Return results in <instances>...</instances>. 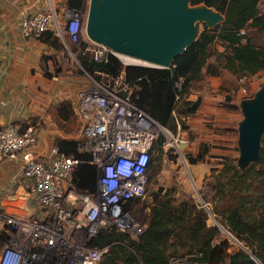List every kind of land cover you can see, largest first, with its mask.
Segmentation results:
<instances>
[{
	"label": "built area",
	"instance_id": "obj_1",
	"mask_svg": "<svg viewBox=\"0 0 264 264\" xmlns=\"http://www.w3.org/2000/svg\"><path fill=\"white\" fill-rule=\"evenodd\" d=\"M48 1L46 9L25 17L23 36L39 37L51 29L64 44L68 36L77 43L84 32L89 4L84 22L81 9L66 2L59 8L55 0ZM87 36V49L93 58L107 62L115 50ZM81 67L87 78L73 104L80 131L75 139L77 150L85 156L66 154L54 145L47 159H24L21 177H12L22 191L0 205V234L8 233L0 247V264H100L111 244L92 246L89 240L101 229L116 226L135 236L148 226L146 220L138 219L125 207V201L147 194L154 142L164 145L171 140L177 152L181 150L178 141L186 142L185 138L174 139L168 126L134 101L137 85L127 79L125 69L105 80ZM248 77L244 75L240 81ZM39 127L40 123L31 118L0 125V160L17 157L35 144ZM82 163L95 167L85 190L73 181V173ZM202 203L223 235L242 247V242L215 218L208 203ZM252 256L257 264H263ZM185 263L186 257L175 256L167 264Z\"/></svg>",
	"mask_w": 264,
	"mask_h": 264
},
{
	"label": "trees",
	"instance_id": "obj_2",
	"mask_svg": "<svg viewBox=\"0 0 264 264\" xmlns=\"http://www.w3.org/2000/svg\"><path fill=\"white\" fill-rule=\"evenodd\" d=\"M261 2L189 0L190 5L205 4L219 11L223 19L214 26L204 23L197 38L182 53L175 55L170 67L125 65L113 54L107 62L97 61L87 49L86 41L81 42L80 62L90 73L105 80L125 69L127 79L137 85L134 101L162 124L170 126L174 113L189 115L193 101L187 96L193 83L203 80L205 75L231 70L240 78L254 76L264 69V45L252 34L254 29L264 28ZM87 3L88 0L66 1L69 7L81 10L87 8ZM37 38L54 48H60L63 43L51 29L43 31ZM67 40L75 43L69 36ZM217 42L222 49L216 50L215 62H209L210 49ZM98 71L106 74L101 75ZM178 81L184 86L181 92L177 89ZM224 104L235 107L232 103ZM47 113L65 133H72L79 126L74 104L68 100L51 103ZM171 126L177 129L175 123ZM182 126L187 128L188 124L182 121ZM56 144L66 154L85 156L78 153L76 140L59 138ZM208 151V144L203 143L199 154L191 161L205 160ZM236 160L224 155L219 161L222 167L218 171L212 169L214 193L210 198L213 204L210 210L242 242V247L224 236L214 221L208 222V210L193 197L175 201L157 192L145 218L148 226L141 234L133 236L112 226L101 229L89 240L92 246L111 244L100 264H167L175 256L186 257L188 263L257 264L252 255L264 264V135L257 160L246 167H240ZM94 175L95 167L82 163L74 171L73 181L79 189L85 190L89 184L87 179ZM139 199L125 201V207L136 217L135 203ZM7 236V231L0 234V247Z\"/></svg>",
	"mask_w": 264,
	"mask_h": 264
},
{
	"label": "crops",
	"instance_id": "obj_3",
	"mask_svg": "<svg viewBox=\"0 0 264 264\" xmlns=\"http://www.w3.org/2000/svg\"><path fill=\"white\" fill-rule=\"evenodd\" d=\"M56 1L58 4L62 2V0ZM48 4V0H0V125L10 121L40 119L42 113L47 115L41 129L39 127L38 140L35 144L27 146L17 157H6L0 160V205L15 192L22 191L18 187L19 182L14 181L12 177L14 175L21 177L19 174L25 158L47 159L50 157L51 148L57 145L56 137L69 139L60 134L55 127L47 113L48 108L51 103L57 101L56 95L61 99V93L67 88L72 91L78 89V93L85 83L83 78H79L78 81L74 80L68 85H61L59 77L46 76L43 69L45 63L41 61L43 52L46 53V50L44 51L46 44L37 37H24L22 34V23L25 17L46 9ZM252 34L259 36L262 39L260 44L264 45V28L254 29ZM219 49L221 50L222 46ZM215 60L216 56L209 57V62H215ZM261 72H264V69ZM205 78L204 82L210 90L200 91L198 96L190 97L193 102L189 107L188 128L185 132L197 133L199 136L196 138L198 141L191 147H187V150L192 148L195 153L196 149L201 148L200 145L203 142L209 146L208 153L211 154V159L220 160L222 155L231 156L233 148L228 146H232L233 143H236L234 147L239 146V137L238 139L231 137L234 141L229 142L230 137H223L216 133L215 125H219L223 119L229 120L226 117L231 115L230 109L233 107L224 105L230 102L229 95L224 96L214 90H219L220 85L230 88L228 82L232 79L231 84L236 82L237 76L231 70H224L218 75H206ZM198 111L201 116L195 115ZM213 114H215L214 123L207 122L208 118L205 116ZM214 163L213 167L216 166ZM204 165L210 164L207 160L193 163L194 172L201 177L208 174L210 169L203 170ZM208 222L211 223L209 219Z\"/></svg>",
	"mask_w": 264,
	"mask_h": 264
},
{
	"label": "rangeland",
	"instance_id": "obj_4",
	"mask_svg": "<svg viewBox=\"0 0 264 264\" xmlns=\"http://www.w3.org/2000/svg\"><path fill=\"white\" fill-rule=\"evenodd\" d=\"M67 0H62L60 4L55 2L56 5H58L59 8L63 6V3H65ZM103 0H98L97 4L100 5ZM90 0H88L87 7ZM189 8L197 9L202 8V4L198 5H190L189 1L186 3ZM97 5V6H98ZM261 11L264 12V0L260 3ZM211 11H214L212 9ZM87 12V8L85 10H82V19L84 18L85 22V15ZM205 12H202V15L196 19L195 24L192 26V30H194L195 35L197 36L199 32L203 28V22L204 19L209 20V16L204 14ZM203 18V19H202ZM86 24V22H85ZM84 24V32L80 36V40H78L77 43H70L67 41L66 44L62 43V46L60 48H54L51 46L46 45L44 47V51L46 50V53L43 52L41 61L45 63L43 66V69L45 70L46 76H56L59 77V81L61 85L65 84L68 85L69 82H74V80L78 81V79H82L85 82L86 80V74L85 71L81 67L80 62V55H81V42L85 41V39L88 38L85 26ZM194 34V33H193ZM259 39L261 43V38L259 36H255ZM220 47L219 43H214L213 46L210 49L211 55L216 56V50ZM123 64H137V65H144V66H151L149 64L137 61L133 58H122L119 57L118 54H115ZM134 60V61H133ZM126 62V63H125ZM133 62V63H132ZM92 74V73H91ZM94 75V74H92ZM206 77V75H205ZM203 78V80L193 83L190 93L187 96V99H190V97H195L196 95H199L200 91H204L207 89V84H205L204 80L206 78ZM233 80V79H232ZM232 80L228 82V84L231 86H228L230 88H226L222 85H220L219 90L213 89L215 92H219V94H224L230 96V102L235 104V107L231 108V115L226 117L229 120L223 119L219 125H215L216 133L223 136V137H230L229 142L234 141L233 139H238L240 135L239 126L240 122L245 119V114L242 110V101L246 100H252L256 94L261 89L262 85L264 84V72H261L259 74H256L252 77H248L245 81H240V78L237 77L236 82L232 83ZM83 82V83H84ZM82 84V83H81ZM177 89L181 92L184 90V86L182 85L181 81L177 82ZM81 86V85H80ZM227 86V85H226ZM77 90L75 91L69 90L67 88L65 91L61 93V99L55 96V102L62 101V100H68L72 103H74ZM210 90V89H207ZM70 91V92H69ZM191 100V99H190ZM225 105V104H224ZM199 111L195 114L197 115ZM198 116H201L198 114ZM174 120L171 122V125L175 123L177 125V129L172 128V126H168L172 132V136L175 138H185L186 142H180V151H176V147L172 144L166 143V149L165 153L158 156V158L154 159L152 161L151 169L149 172V184L147 187V194L144 198H141L137 200L136 204V213L138 214L137 217L139 219L147 218V215L149 214L150 207L154 202V195L157 192H160L162 196H166L169 198L174 199L175 201H180L181 199L190 196L193 197L201 206L203 200H208V206L212 208V201L210 200L211 196L213 195L214 191L212 189V183L214 181V178L211 176L212 169L216 168V171L219 170V168L222 167V164L218 165L219 159H211V154L208 153L207 157H205L204 161H208L210 165H204L203 170L208 171V174H206L204 177H201L200 175H197L193 170V162L191 161L190 155H198L199 149H196L197 152L193 153L191 147L193 143H196V138H198L197 133H190L189 131L186 133L185 130L187 128H184L182 126V121H185L187 123L188 115H180L178 112L175 113L173 116ZM206 118H208L207 122L214 123L213 117H215V114L213 115H206ZM47 118V115L45 113L40 114L39 118H31L34 121H38L40 123V129L43 126L44 120ZM224 118V117H221ZM52 122V121H51ZM53 124L58 129L60 134L63 136L69 137V139L75 140L79 136V126L74 132L72 133H65L64 131L60 130L58 124H56L53 121ZM180 124V128H179ZM213 127V125L211 126ZM175 133V135L173 134ZM233 139H232V138ZM60 138L56 137V139ZM226 140V139H225ZM228 140V138H227ZM237 142V140L235 141ZM173 143V141H171ZM175 144V143H173ZM203 144V142H202ZM201 144V145H202ZM231 145V143H229ZM236 143H233L232 146L228 147L233 148L231 150V156L235 157L237 160V164L242 167V161L238 157H240V147L236 145ZM184 145V146H182ZM200 144H198L199 146ZM200 145V147H201ZM229 149V148H228ZM187 150V151H186ZM188 152V153H187ZM242 154V153H241ZM223 156V155H222ZM199 161V160H197ZM201 161V160H200ZM213 162L216 165L215 167L212 166ZM220 166V167H219ZM213 167V168H212ZM207 176V177H206ZM205 197V198H204ZM210 221H213V217L209 218ZM188 264V263H185Z\"/></svg>",
	"mask_w": 264,
	"mask_h": 264
},
{
	"label": "water",
	"instance_id": "obj_5",
	"mask_svg": "<svg viewBox=\"0 0 264 264\" xmlns=\"http://www.w3.org/2000/svg\"><path fill=\"white\" fill-rule=\"evenodd\" d=\"M188 1L103 0L98 5V0H90L86 31L115 51L155 63L154 67H170L175 55L197 38L192 26L202 12L209 16L203 24L214 26L223 19L205 4L189 8ZM242 110L245 119L239 126L238 159L246 167L258 159L264 135V84L252 100L242 101Z\"/></svg>",
	"mask_w": 264,
	"mask_h": 264
},
{
	"label": "flooded vegetation",
	"instance_id": "obj_6",
	"mask_svg": "<svg viewBox=\"0 0 264 264\" xmlns=\"http://www.w3.org/2000/svg\"><path fill=\"white\" fill-rule=\"evenodd\" d=\"M177 131H179L178 129H177ZM174 135H175V133H173ZM184 146V145H183ZM153 148H154V159H156V158H158V156H160L161 154H163V153H165L164 151H165V149H166V144H158V142L156 141V142H154V144H153ZM187 151V150H186ZM199 152H200V150H199ZM188 153V152H187ZM197 156V155H196ZM190 157L192 158V157H194V155H190ZM194 163V162H193Z\"/></svg>",
	"mask_w": 264,
	"mask_h": 264
},
{
	"label": "bare ground",
	"instance_id": "obj_7",
	"mask_svg": "<svg viewBox=\"0 0 264 264\" xmlns=\"http://www.w3.org/2000/svg\"><path fill=\"white\" fill-rule=\"evenodd\" d=\"M115 53L116 54H118V56L119 57H122V58H129L130 57V59L131 58H133V59H135V60H137V61H140V62H143V63H146V64H149V65H155V63H152V62H149V61H146V60H142V59H138V58H136V57H134V56H131V55H128V54H126V53H123V52H119V51H115ZM127 56V57H126ZM134 61V60H133ZM126 63V62H125ZM133 63V62H132ZM131 64V63H130Z\"/></svg>",
	"mask_w": 264,
	"mask_h": 264
}]
</instances>
